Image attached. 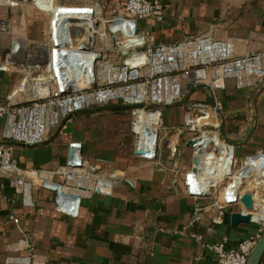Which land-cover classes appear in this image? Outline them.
<instances>
[{"label":"built area","instance_id":"built-area-1","mask_svg":"<svg viewBox=\"0 0 264 264\" xmlns=\"http://www.w3.org/2000/svg\"><path fill=\"white\" fill-rule=\"evenodd\" d=\"M55 4V13L43 11L48 14L45 53L28 56L19 49L22 41L15 40L0 62V86L4 73L14 68L23 73L17 86L4 97L0 95V177L4 189L12 181L23 183L37 177L38 187L51 195L54 209L77 217L81 197L72 188H90L92 181L94 191L109 194L117 179L99 173L84 142L78 140L68 142L67 160L57 169L19 168L14 177L6 176L3 161L13 144L44 143L55 131L51 119L56 113L66 117L74 110L101 105L142 104L131 109V130L136 135L133 155L138 161L152 163L158 159L164 142L161 133L167 131L162 109L187 100L186 113L176 130L182 133L185 143L192 141L188 144L191 155L182 157L173 169V189L180 197H191L198 204L192 223L210 212L213 224H227L233 215L236 225L248 223L255 227L233 247L226 246L227 235L206 242L203 234L191 233L213 253L210 263L200 264H246L264 231V149L238 157L235 145L221 135L222 122L215 107L191 94L204 89L214 95L230 78L239 87L261 89L264 42L240 56L231 55L225 42L204 35L164 42L147 24L150 20L158 27L163 23L161 0H120L119 9L107 11L94 0H55ZM66 17L86 25L82 35H75L71 42L64 38L59 23ZM9 28L0 21V32ZM70 71H74L78 82L83 81V86L71 81ZM167 145L176 153V144ZM155 148L157 157L152 159L148 153ZM140 149L144 156L136 157ZM229 190L226 203L220 205ZM12 218L17 221V217Z\"/></svg>","mask_w":264,"mask_h":264},{"label":"crops","instance_id":"crops-1","mask_svg":"<svg viewBox=\"0 0 264 264\" xmlns=\"http://www.w3.org/2000/svg\"><path fill=\"white\" fill-rule=\"evenodd\" d=\"M94 1L107 10L120 8V0ZM161 1L163 23L158 27L150 20L147 24L164 42L204 35L225 42L234 56L264 42V0ZM23 9L27 20L31 16L43 21L38 34L43 37L46 15L44 18L45 12L40 9L28 4L2 6L0 18H10L16 25ZM11 15L17 17L12 19ZM9 39L10 35L0 34V62L10 50ZM12 70L3 74L2 97L18 83V74ZM192 96L215 107L222 122L220 132L224 128L228 136L239 140L252 129L249 138L235 146L238 157L264 149V86L256 91L239 87L230 78L214 95L201 89ZM188 104L184 100L162 109L167 131L161 133L164 142L152 163L134 158L136 135L131 130V118L119 110L78 113L53 137L64 119L56 113L51 119L55 131L44 143H14L3 161L6 176L14 177L19 168L57 169L67 160L68 142L78 140L84 142L97 171L117 182L109 194L94 191L92 181L90 188H72L81 202L79 215L69 217L54 209L51 195L38 187L37 177L23 183L12 181L6 189L0 177V264L210 263L213 253L191 233L203 234L206 242L227 235L226 246L233 247L253 232L254 225L248 223L213 224L210 212L192 223L198 204L191 197L175 193L173 169L182 157L191 155L182 133L176 130ZM168 142L176 144V153L169 150ZM58 179L62 180L61 176Z\"/></svg>","mask_w":264,"mask_h":264},{"label":"rangeland","instance_id":"rangeland-1","mask_svg":"<svg viewBox=\"0 0 264 264\" xmlns=\"http://www.w3.org/2000/svg\"><path fill=\"white\" fill-rule=\"evenodd\" d=\"M8 5H16V4L0 2V7H2V6L4 7V6H8ZM17 5H19V4H17ZM28 5L32 9L38 10V8L35 7L33 4L28 3ZM19 6H22V5H19ZM105 10L107 11V9H105ZM25 11L26 10L23 9V12L19 16L18 23L16 25H13L11 23L10 18H8V20L0 18V21H3L4 24L8 28L10 27L9 28L10 31L6 30L3 32H0V34L10 35L11 39H9V40H11V43H10V47H9L10 50L9 51H11L13 41L21 40L22 43H26V45H23V49L20 51H26V54H28V56H31V54L38 53L40 51H42V53H45L43 43L46 41V37H47L46 30H47L48 14L45 12L46 14L44 13V16H43L45 18V15H46V25H45V29H44V35L42 37V33L40 36L38 34H39L40 29L42 28L43 21L40 19H35L31 16L28 17V20H27ZM16 17H17V15H13V16L11 15L12 19H15ZM32 18H33V20H32ZM76 35L80 36L82 34H80V35L76 34ZM38 38H40V39H38ZM34 58H37V57H34ZM20 61L22 62L23 60H20ZM14 71H15V74H18V81H17L18 83L15 85V86H17L23 77V73L18 68H14ZM12 72H13V70H12ZM15 86H13L11 89H13ZM0 88H1V86H0ZM1 92H2V90H1ZM120 111H123V110H120ZM124 112H126L124 114L129 115V117L131 118V122H132V120H133L132 110H127Z\"/></svg>","mask_w":264,"mask_h":264},{"label":"water","instance_id":"water-1","mask_svg":"<svg viewBox=\"0 0 264 264\" xmlns=\"http://www.w3.org/2000/svg\"><path fill=\"white\" fill-rule=\"evenodd\" d=\"M27 3H28L27 0H22L19 5H26ZM10 4H13V3H10ZM142 106H143L142 104H126V105L109 104V105H101V106L94 107V108H85V109L74 110V111L70 112L63 119L62 125L59 127L57 132H55L53 137H55L58 134V132L62 129L63 125L67 122L68 119H70L72 116H74V115H76L78 113L92 112V111H103V110H119V111L123 110V111H127V110H131V109H134V108H140ZM251 130L248 133V135L245 137V139H239L238 140V139L231 138L224 131V128L221 129V135L227 142H230L233 145L238 146V145H241L242 143H244L249 138V136L251 134ZM188 144L191 145L192 141H190ZM135 156L136 157H143L144 156L143 149H140L139 152H137L135 154ZM148 157H150L152 159H155L157 157V148H155L152 152L148 153ZM80 165H84V162L81 161ZM186 184L189 187V185H190L189 182H187ZM229 193H230V190L225 193V195H224V197L222 199H220V201H219L220 205H223V204L226 203V200L228 199ZM248 193H251V191H249ZM227 224H230V225L231 224H234V225L237 224V222H233V215H230L228 217ZM263 257H264V231L262 232V234H261L259 240L257 241L255 247L252 249V251L248 255L246 264H261Z\"/></svg>","mask_w":264,"mask_h":264},{"label":"bare ground","instance_id":"bare-ground-1","mask_svg":"<svg viewBox=\"0 0 264 264\" xmlns=\"http://www.w3.org/2000/svg\"><path fill=\"white\" fill-rule=\"evenodd\" d=\"M27 2L33 4L35 7H37L41 11H44V10L51 11L52 10L55 13L58 8V5L55 4V0H27ZM59 23H61V27L65 33L64 38L68 42H71L74 36L76 34H79L83 30L82 27L86 28V25L80 24L78 21L71 19L70 17H66L64 22L60 19ZM23 45H26V43H22L19 49H23ZM24 53H26V51H24ZM68 75L71 81H75L78 83V85L83 86V81L78 82L77 80L78 78L74 76V71L68 72Z\"/></svg>","mask_w":264,"mask_h":264}]
</instances>
